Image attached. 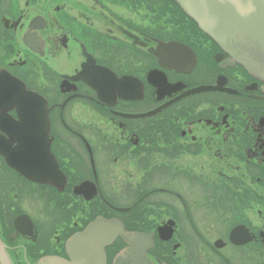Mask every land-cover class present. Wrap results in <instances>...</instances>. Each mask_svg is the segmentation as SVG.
I'll return each instance as SVG.
<instances>
[{
	"label": "flooded vegetation",
	"instance_id": "flooded-vegetation-1",
	"mask_svg": "<svg viewBox=\"0 0 264 264\" xmlns=\"http://www.w3.org/2000/svg\"><path fill=\"white\" fill-rule=\"evenodd\" d=\"M0 75L3 118L11 77L46 101L51 151L38 181L0 152V264L76 261L98 218L149 264H264V81L175 0H0Z\"/></svg>",
	"mask_w": 264,
	"mask_h": 264
},
{
	"label": "water",
	"instance_id": "water-1",
	"mask_svg": "<svg viewBox=\"0 0 264 264\" xmlns=\"http://www.w3.org/2000/svg\"><path fill=\"white\" fill-rule=\"evenodd\" d=\"M175 1L234 62L264 81V0ZM6 83L11 86L2 99L12 102L8 109L17 110L18 121L11 122L3 118L5 109L2 108L0 127L8 132L29 131L38 134L11 138L10 144L17 142L16 147L12 149L9 144L8 147H0V152L11 167L27 178L38 181L41 170L51 168L46 102L35 92L27 91L15 78H9ZM117 235L131 249L121 253L115 264H149L144 257L145 249L139 248L147 242L144 236L121 231L115 221L103 219H96L81 235L67 242L68 249L76 253L73 258L76 261L51 258L43 260L42 264H103L104 247L111 244Z\"/></svg>",
	"mask_w": 264,
	"mask_h": 264
}]
</instances>
